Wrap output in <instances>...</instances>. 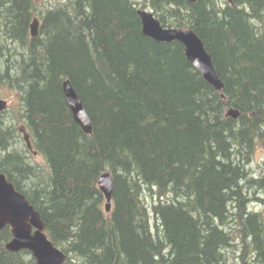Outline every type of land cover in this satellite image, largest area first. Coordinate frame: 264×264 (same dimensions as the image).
<instances>
[{"label": "trees", "instance_id": "16d2710c", "mask_svg": "<svg viewBox=\"0 0 264 264\" xmlns=\"http://www.w3.org/2000/svg\"><path fill=\"white\" fill-rule=\"evenodd\" d=\"M45 1L0 0V87L17 97L0 118V172L40 212L64 264H264V215L252 207L264 202V0H58L38 11ZM140 7L192 28L224 88L181 42L144 34ZM66 79L92 134L74 120ZM108 171L110 212L98 183ZM11 238L6 226L0 264H37L8 250Z\"/></svg>", "mask_w": 264, "mask_h": 264}, {"label": "water", "instance_id": "95a60500", "mask_svg": "<svg viewBox=\"0 0 264 264\" xmlns=\"http://www.w3.org/2000/svg\"><path fill=\"white\" fill-rule=\"evenodd\" d=\"M194 2L196 0H188ZM143 33L159 41H180L191 63L201 72L204 79L215 89L222 90L224 83L220 80L211 55L205 48L203 40L191 28H168L162 26L160 21L148 10H139ZM39 20L35 19L31 25L32 34H38ZM64 94L69 102L73 117L81 128L92 133V123L81 98L69 80L63 84ZM223 98L225 96L223 95ZM6 103L0 99V110ZM228 115L237 117L240 112L231 108ZM29 137L26 135V139ZM30 146V144H29ZM99 186L107 199V210L111 208L113 193V180L110 173L99 178ZM9 225L12 238L6 244L10 251L18 252L28 249L32 252L37 264H64L67 255L48 238L45 232V223L40 213L34 208L27 197L20 193L4 173L0 172V232Z\"/></svg>", "mask_w": 264, "mask_h": 264}, {"label": "rangeland", "instance_id": "374dc122", "mask_svg": "<svg viewBox=\"0 0 264 264\" xmlns=\"http://www.w3.org/2000/svg\"><path fill=\"white\" fill-rule=\"evenodd\" d=\"M56 1H58V0H46L45 1L46 3L43 6H41L40 10H38V11H41V10L43 11L46 7L50 6L51 4H53ZM60 1H64V0H60ZM0 97L5 98V99H8L9 102H10V107H9V112L10 113L9 114H5V118H6V115L8 117H12L13 115L11 114V107H12V105L15 104V101H17V97L13 93L9 92L7 89H5V88L4 89H1V87H0ZM20 135H21V133H20ZM262 154H263V152L261 151V149L258 150L257 155H262ZM33 159L35 161L37 160L38 162L40 161L41 163H43V161H42L41 158H37V159L33 158ZM259 165L261 166L262 164H257L255 162H253L252 163V168L257 170ZM258 195H261L264 198V192L262 190L259 191ZM252 207L257 212H259V214L262 213L264 215V202L259 201V200H256V201H254L252 203ZM231 264H239V262L237 261L235 263V259H232V263Z\"/></svg>", "mask_w": 264, "mask_h": 264}, {"label": "bare ground", "instance_id": "6f19581e", "mask_svg": "<svg viewBox=\"0 0 264 264\" xmlns=\"http://www.w3.org/2000/svg\"><path fill=\"white\" fill-rule=\"evenodd\" d=\"M142 8H143V7H140L138 10H140V9H142ZM66 80H69V79H66ZM64 81H65V80H64ZM239 112H240V111H239ZM74 120H75V119H74ZM85 133H87V132H85ZM87 134H92V133H87ZM105 173H110V172H109V171H108V172H104V173H102V175H104ZM102 175H101V176H102ZM101 176H100V177H101ZM100 177H99V178H100Z\"/></svg>", "mask_w": 264, "mask_h": 264}]
</instances>
